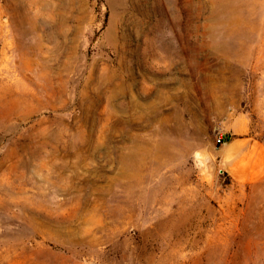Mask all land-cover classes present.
Segmentation results:
<instances>
[{
    "label": "rangeland",
    "instance_id": "obj_1",
    "mask_svg": "<svg viewBox=\"0 0 264 264\" xmlns=\"http://www.w3.org/2000/svg\"><path fill=\"white\" fill-rule=\"evenodd\" d=\"M0 264H264V0H0Z\"/></svg>",
    "mask_w": 264,
    "mask_h": 264
}]
</instances>
